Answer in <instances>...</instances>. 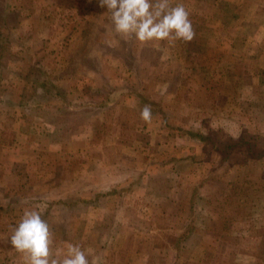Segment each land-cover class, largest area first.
<instances>
[{"label": "crops", "instance_id": "1", "mask_svg": "<svg viewBox=\"0 0 264 264\" xmlns=\"http://www.w3.org/2000/svg\"><path fill=\"white\" fill-rule=\"evenodd\" d=\"M175 3L190 13L193 40L139 45L115 33L98 0H0L7 7L0 15V237L10 235L26 209L36 208L52 232L53 254L78 244L89 264H156V258L162 264L260 263L254 246L229 238L204 250L198 233L177 253L166 245L181 235L180 227L164 218L167 212L176 215L166 196L190 189L221 159L214 151L203 158L204 143L189 132L214 116L222 131L228 117L247 124L249 102L264 103V0ZM14 6L20 11L10 24L7 12ZM47 8L53 27L37 34L40 12ZM123 41L134 67L115 53ZM197 42L206 49L198 51ZM147 50L157 59L140 55ZM104 51L111 55L102 65L78 59L79 53L95 58ZM197 51L204 52L200 63ZM25 53L32 56L29 64ZM188 53H194L191 59ZM213 54L219 58L208 61ZM217 79L223 86L213 91ZM38 81L65 87L66 93L45 99ZM227 86L235 93L225 95ZM214 92L224 95L216 115L210 105ZM145 105L152 109L150 123L139 116ZM251 132L247 126L241 130L261 144L264 139L252 140ZM230 151L232 164L254 162L245 147ZM254 163L264 170V154ZM200 207L195 223L202 227L207 213ZM244 209L237 207L238 219L252 221L254 233L229 228L234 236L255 239L264 226V207L256 205L246 218ZM236 210H227L226 218ZM0 264H23V256L0 240Z\"/></svg>", "mask_w": 264, "mask_h": 264}, {"label": "trees", "instance_id": "2", "mask_svg": "<svg viewBox=\"0 0 264 264\" xmlns=\"http://www.w3.org/2000/svg\"><path fill=\"white\" fill-rule=\"evenodd\" d=\"M99 42L105 44L102 39H99ZM125 42H122L119 52L115 53L116 55L121 54L123 60L130 62V66L134 67L135 57L129 52H126L124 48ZM198 56V54H194V58ZM31 60V54L25 53L23 62L29 64ZM37 61H40V58ZM88 61H90L89 65L92 67L93 62L90 59ZM95 65L97 66L96 63ZM39 69L36 68V70ZM220 82L219 79L215 82L213 81V91L221 90L223 85ZM35 87L42 89L41 95L45 99L50 98V96L56 97L66 93L65 87H57L40 81L37 82ZM225 89V95L229 92L235 93L234 86H227ZM211 94L212 103L210 104L209 99L208 102L212 106L213 115H216V109L220 106L221 99L224 95L216 96L215 92ZM34 95L39 96L36 92H34ZM248 107L250 108V116L249 123L246 122L247 124L228 117L225 118V131H222L223 124H220L218 121L220 119H216V116H214L211 121L202 123L197 131L189 132V134L196 136L204 143L203 158L206 159L210 151H214L220 154L221 159L218 165L208 175L200 178L190 189H176L173 195L166 196L169 204H174L176 215L173 216L168 212L165 213L164 222L178 225L181 230V235L173 243L167 244L166 247L174 249L177 253H179L181 246L192 233H198L201 236L204 250H214L217 241L230 238V240H236L245 246L247 244V247H249L248 245L254 246L258 251L256 254L257 261L260 262L258 264H264V226L259 230V236L255 239L248 236L247 238L240 237V234L234 236L232 234L233 231L226 224L228 218L225 216L227 210L234 211L240 204H243L245 218L251 217L253 208L255 207L252 202L253 198L251 199L249 195L250 187L247 182L251 181L254 173L258 170L246 167L243 164L239 165L229 162L230 150L234 147H245L249 156L253 159H258L264 154V140L261 144L256 143L257 141L245 139L241 133V130L247 126L252 131L251 133L256 136H261L264 139V103L253 101L249 102ZM51 118H53L52 115ZM58 118L59 115L55 114L53 119L56 122ZM125 136L130 137V134H125ZM200 205L204 208L205 213H207L202 227L195 223L198 220V216L200 217ZM166 206L168 205L166 204ZM165 209L163 210V214ZM262 213L264 217V212ZM242 249L243 247H241ZM157 253L159 254L158 250ZM154 262L156 264L163 263L161 258H156Z\"/></svg>", "mask_w": 264, "mask_h": 264}, {"label": "clouds", "instance_id": "3", "mask_svg": "<svg viewBox=\"0 0 264 264\" xmlns=\"http://www.w3.org/2000/svg\"><path fill=\"white\" fill-rule=\"evenodd\" d=\"M106 7L115 33L140 43L177 40L190 42L195 36L189 11L173 0H98ZM145 123L152 120V109L145 105L139 113ZM10 235L0 237L23 256V264H89L86 251L78 244H67L66 251H52L53 239L48 222L36 208L26 209L10 226ZM93 264H96L93 261Z\"/></svg>", "mask_w": 264, "mask_h": 264}, {"label": "rangeland", "instance_id": "4", "mask_svg": "<svg viewBox=\"0 0 264 264\" xmlns=\"http://www.w3.org/2000/svg\"><path fill=\"white\" fill-rule=\"evenodd\" d=\"M6 7V6H5ZM3 4L0 5V15H3L4 14V9H6ZM20 6H14L13 9H10L9 8V12H7V18H8V22H10V24H16L17 23V17L16 15L19 13L20 11ZM44 6L40 5L38 6V9L39 10H42ZM45 8V7H44ZM96 8V7H95ZM25 9H28V7L26 6ZM92 9H94V7L92 6ZM52 9H49L47 8V10H43L40 12L41 16H42V20L41 22L38 23L39 27L37 28L38 30V33L37 34H41L42 32L46 31V30H49L50 28L53 27V25H51V23H48L47 21H50V19H47L49 18V16H54L53 12L51 11ZM27 11V10H26ZM46 21H45V20ZM61 21H63L66 25L70 24L71 21L68 20V19H62ZM73 26V24H71V27ZM18 27V26H16ZM105 27V26H104ZM103 27V28H104ZM70 28V27H69ZM104 31V30H103ZM201 31V30H200ZM92 32V30L90 31ZM196 40H198V38H196ZM149 42L145 43V44H148ZM139 45H142L144 43H140L138 42ZM93 46V45H91ZM94 47V46H93ZM196 48L198 49V51H202L204 50V48L206 49V46L203 42H197L196 44ZM106 50V49H105ZM108 51V50H106ZM146 51V50H145ZM197 51V52H198ZM195 53V54H198L199 56L196 57L195 59H197L198 63L201 62L202 60L200 59L201 56L204 54V52H198V53ZM147 53V54H146ZM86 53H79L78 55V59L79 60H82L83 58H85V60H88L90 59L93 63H96L98 65H102V61L106 60L108 56H110L111 54L109 52H102L100 56L98 55H95V58L93 57V54H86V57H84ZM193 54L194 53H191V54H187L188 55V59H191L193 57ZM115 55V54H113ZM141 56L143 55V57H151L153 59H157V53L155 51H151V50H147V52H144V53H141L140 54ZM97 56V57H96ZM118 56H121V54H118ZM3 57H5L3 55ZM212 59L208 60V61H214V60H217L219 58V55L218 54H213L211 55ZM100 58V59H99ZM123 58V57H122ZM3 61L2 57L0 58V64H2L1 62ZM211 70V69H210ZM203 71V70H202ZM209 71V70H208ZM219 88V87H218ZM210 107V106H209ZM208 107V108H209ZM212 107V106H211ZM243 107L246 109L247 108V103H243ZM254 134H252L251 136V139L254 140V139H257V136H255V138L253 137ZM260 159V158H259ZM257 160V159H256ZM254 162H255V159H254ZM246 163V164H243V165H246V167H249V168H252V169H257L258 171H254V175H253V178L251 179V181H248V185L250 187L249 189V195H250V198L252 199V202H253V205L254 206H263L264 205V175H263V164H256V163ZM253 173V172H252ZM252 205V206H253ZM253 206V207H254ZM240 212V214H239ZM241 210H236V212L234 213V217L231 219L232 216H230V219L227 220L226 224L228 227H231V228H238L240 226V228L238 229H242V230H246L248 229L249 233L253 234L254 233V230L252 229V221L251 222H247L245 224V222H242L243 224L240 223V220L238 218H241L242 214H241ZM92 220H93V217H90ZM245 226V227H244ZM225 241V240H224Z\"/></svg>", "mask_w": 264, "mask_h": 264}]
</instances>
